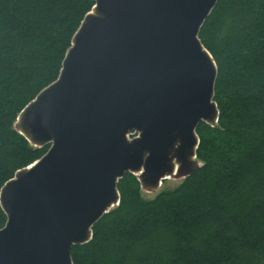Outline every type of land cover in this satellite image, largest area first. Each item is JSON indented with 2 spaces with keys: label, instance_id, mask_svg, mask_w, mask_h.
I'll return each instance as SVG.
<instances>
[{
  "label": "water",
  "instance_id": "1",
  "mask_svg": "<svg viewBox=\"0 0 264 264\" xmlns=\"http://www.w3.org/2000/svg\"><path fill=\"white\" fill-rule=\"evenodd\" d=\"M95 1L58 78L17 117L49 148L1 188L0 264H73L126 173L151 193L185 179L201 165L199 124L218 123V68L199 37L218 0Z\"/></svg>",
  "mask_w": 264,
  "mask_h": 264
},
{
  "label": "trees",
  "instance_id": "2",
  "mask_svg": "<svg viewBox=\"0 0 264 264\" xmlns=\"http://www.w3.org/2000/svg\"><path fill=\"white\" fill-rule=\"evenodd\" d=\"M95 3L0 0V191L47 152L15 123L58 78ZM199 37L218 68L220 114L197 128L200 167L150 199L126 173L119 205L73 246V264H264V0H218Z\"/></svg>",
  "mask_w": 264,
  "mask_h": 264
},
{
  "label": "rangeland",
  "instance_id": "3",
  "mask_svg": "<svg viewBox=\"0 0 264 264\" xmlns=\"http://www.w3.org/2000/svg\"><path fill=\"white\" fill-rule=\"evenodd\" d=\"M96 6V4L94 5V7ZM183 179H167L165 181H163L162 183V186L160 188V190H163V189H173L175 187H177L181 182H182ZM159 190V191H160ZM158 191V192H159ZM151 193V192H147V191H143L142 194L144 196V198L146 199H150V198H153L155 197V195L158 193Z\"/></svg>",
  "mask_w": 264,
  "mask_h": 264
},
{
  "label": "flooded vegetation",
  "instance_id": "4",
  "mask_svg": "<svg viewBox=\"0 0 264 264\" xmlns=\"http://www.w3.org/2000/svg\"><path fill=\"white\" fill-rule=\"evenodd\" d=\"M5 226V225H4Z\"/></svg>",
  "mask_w": 264,
  "mask_h": 264
}]
</instances>
